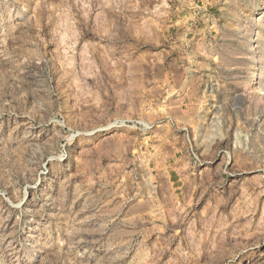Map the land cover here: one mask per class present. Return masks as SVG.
Returning <instances> with one entry per match:
<instances>
[{
	"label": "rangeland",
	"instance_id": "obj_1",
	"mask_svg": "<svg viewBox=\"0 0 264 264\" xmlns=\"http://www.w3.org/2000/svg\"><path fill=\"white\" fill-rule=\"evenodd\" d=\"M0 264H264V0H0Z\"/></svg>",
	"mask_w": 264,
	"mask_h": 264
}]
</instances>
